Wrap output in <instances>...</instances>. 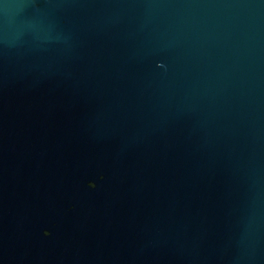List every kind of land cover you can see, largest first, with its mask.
<instances>
[{
    "label": "water",
    "instance_id": "obj_1",
    "mask_svg": "<svg viewBox=\"0 0 264 264\" xmlns=\"http://www.w3.org/2000/svg\"><path fill=\"white\" fill-rule=\"evenodd\" d=\"M0 264H264V0H0Z\"/></svg>",
    "mask_w": 264,
    "mask_h": 264
}]
</instances>
